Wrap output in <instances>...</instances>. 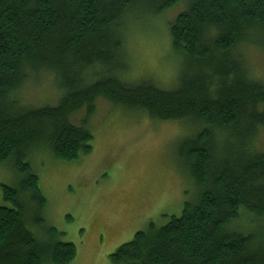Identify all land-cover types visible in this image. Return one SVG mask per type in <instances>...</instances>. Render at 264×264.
Segmentation results:
<instances>
[{
    "label": "trees",
    "instance_id": "trees-1",
    "mask_svg": "<svg viewBox=\"0 0 264 264\" xmlns=\"http://www.w3.org/2000/svg\"><path fill=\"white\" fill-rule=\"evenodd\" d=\"M179 1L185 9L167 21L182 64L177 84L129 80L126 15L165 16ZM241 45L264 49V0H0V163L19 174L14 187L1 185L10 205L0 207V264L75 257L56 229L43 242L26 226L43 228L46 206L28 155L39 142L59 160L90 153L99 98L191 132L177 153L194 197L164 225L137 231L112 264H264V149L254 146L264 130V80L252 76ZM41 70L53 74L58 103L19 105L14 91ZM243 215L250 229L238 224Z\"/></svg>",
    "mask_w": 264,
    "mask_h": 264
},
{
    "label": "rangeland",
    "instance_id": "rangeland-1",
    "mask_svg": "<svg viewBox=\"0 0 264 264\" xmlns=\"http://www.w3.org/2000/svg\"><path fill=\"white\" fill-rule=\"evenodd\" d=\"M185 6L179 1L165 16L150 15L149 19L137 11L128 12L125 52L131 66L126 78H151L164 89L174 88L182 64L172 51L167 21ZM239 50L246 55L252 76L264 80V49L241 45ZM14 93L19 105L34 108L54 107L61 95L48 70L30 75ZM82 113L72 114L75 124ZM90 126L94 138L88 154L59 160L45 142H39L28 155L46 206L44 227L30 222L26 226L43 242L49 241L46 229L54 228L60 241L73 243L76 255L66 264H112L110 255L137 231L150 222L159 227L179 216L184 203L195 195L194 183L177 153L180 138L191 133L188 125L152 120L140 109L99 98ZM254 146L264 149L263 129ZM18 181L11 161L0 163V207L10 205L1 185L14 187ZM247 221L249 217L243 215L238 224L246 229Z\"/></svg>",
    "mask_w": 264,
    "mask_h": 264
}]
</instances>
